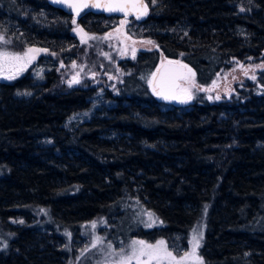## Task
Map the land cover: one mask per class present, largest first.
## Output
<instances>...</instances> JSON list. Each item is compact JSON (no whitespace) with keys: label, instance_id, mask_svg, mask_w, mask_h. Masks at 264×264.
<instances>
[{"label":"trees","instance_id":"1","mask_svg":"<svg viewBox=\"0 0 264 264\" xmlns=\"http://www.w3.org/2000/svg\"><path fill=\"white\" fill-rule=\"evenodd\" d=\"M146 2L143 19L124 21L154 46L119 61L115 87L99 91L59 89L58 67L83 49L76 31L103 33L118 17L0 0L5 48L40 49L43 68L39 80H0V264H68L93 222L114 241L162 237L174 252L202 222L204 264H264V67L213 86L237 63L264 61V0ZM163 58L207 90L186 104L154 95Z\"/></svg>","mask_w":264,"mask_h":264},{"label":"rangeland","instance_id":"2","mask_svg":"<svg viewBox=\"0 0 264 264\" xmlns=\"http://www.w3.org/2000/svg\"><path fill=\"white\" fill-rule=\"evenodd\" d=\"M117 17V16H116ZM115 25L109 30L103 33H91L84 30L76 31V35L80 39V43L83 47L80 55L77 56L72 62L68 64H59V81L57 87L59 89H70L72 87H86V86H96L99 91L111 90L115 87L118 82L122 70L119 66V61L126 59H131L133 57V49L135 53L140 50H145L152 48L154 43H148L150 40L142 38V35L133 37L129 31L135 27V24H129L120 17L115 19ZM0 37H3L0 34ZM29 49H23L21 52L12 53L8 48H5L4 37L0 40V52H8L10 54H20L28 52ZM34 59L30 62L21 61H11L9 68L0 74V80H10L5 79V75L14 74L15 77L26 72L39 80L43 68L38 65V53H32ZM163 58L161 61H164ZM264 67L263 60H248L245 63H237L231 69L227 70L226 73L222 74L215 80L213 86L219 91L227 88L224 84L225 81L237 80L242 76L249 79H253L255 73ZM19 69V70H17ZM155 71V70H154ZM154 73V72H153ZM152 73V74H153ZM73 77L79 80V83L72 82ZM152 75L149 79H151ZM70 82L71 85H70ZM230 84V85H231ZM197 91V88H193V94ZM229 91H227L228 93ZM91 110H84L72 114L66 121L67 123L80 122L89 116ZM154 221V223L152 222ZM152 223V225L160 224L159 220H148L147 225ZM93 223L87 227L90 234L87 240H79L78 237L74 238V248L76 252L71 258H69L68 264H118L122 255L130 253L131 249L129 245L132 241L143 240L149 244H156L158 241H164L165 246L169 251L173 253L174 256L179 259L184 256V254L192 252V236L193 229L197 232L202 233L201 245L197 249V257L199 261L193 257L185 261V264H204L203 257L200 253V248L203 243L204 236V224L202 222L197 223L188 233L187 244L184 247L177 246V252H174L169 248L166 240L162 237H157L149 239L147 237H131L126 241L116 240L107 238L106 235L99 234L97 225L93 228ZM99 238V239H97ZM70 241H67V244ZM78 243L80 248L78 247ZM95 245V247H93ZM111 245V247H109ZM4 245L0 241V249H3ZM134 264V262H133Z\"/></svg>","mask_w":264,"mask_h":264},{"label":"snow or ice","instance_id":"3","mask_svg":"<svg viewBox=\"0 0 264 264\" xmlns=\"http://www.w3.org/2000/svg\"><path fill=\"white\" fill-rule=\"evenodd\" d=\"M63 2L66 3L70 9L76 11L77 15L81 9L87 7H102L104 10L110 12H123L125 16L128 15L130 10H133L136 12L137 19H140L142 15L147 14V5L144 4L143 0H107V2L102 5L95 2L89 3V0H63ZM2 39L3 37H0V40ZM148 43L152 42L149 41ZM39 51L41 50L29 49L28 52L23 55L0 52V74H3V72L9 68L11 61L30 62L31 59H34L32 53ZM134 56L135 49H133V58ZM167 63L168 65H176V67H167L162 64V67L157 70V73L152 74V78L148 80V84L152 88L154 95L163 99H172L178 100L181 103H187L193 99V88L199 89V86L195 81L196 74L188 67V65L181 64L179 61H168ZM4 78L14 79L15 75H5ZM72 82L79 83V80L76 77H73ZM72 82H70V85ZM199 90L206 91L207 89ZM209 99H211V97H209ZM217 99H219V97H217ZM147 215L149 216V219L152 220L153 214L148 213ZM152 222L154 223V221ZM92 226L93 228L95 227V222H93ZM148 226L151 227L152 223H149ZM201 240L202 233L193 229L191 240L192 252H186L184 256L179 259L168 250L164 241H158L156 244H149L143 240L132 241L129 245L131 249L130 253L122 255L118 264H133V262L134 264H185V261L193 257L199 261L200 258L197 257V249L201 245ZM93 247H95V245H93ZM109 247H111V245H109Z\"/></svg>","mask_w":264,"mask_h":264},{"label":"water","instance_id":"4","mask_svg":"<svg viewBox=\"0 0 264 264\" xmlns=\"http://www.w3.org/2000/svg\"><path fill=\"white\" fill-rule=\"evenodd\" d=\"M48 2H49V4L51 6L60 9L61 11H63L64 13L70 15L71 17H73L75 19L81 18L87 13H93V14H103L105 16H117V17H120L123 20L134 18L135 20L139 21V20L143 19L147 15V14L146 15H142L140 19H137L136 18V12L133 11V10H130L128 15L125 16V14L123 12H110V11L104 10L102 7L101 8H94V7L83 8V9L80 10L79 14L77 15L76 11H74L73 9H70L67 6V4L63 2V0H48ZM92 2L99 3V4L102 5V4L106 3L107 0H89V3H92ZM143 2H144V4L147 5V13H148V11H149L148 3L146 2V0H143ZM168 61H175V60H167V59H165L164 61H161L157 65L154 73H157V70L162 67V64L164 66H167V67H176V65H168V63H167ZM180 63L184 64L183 62H180ZM159 98H161V97H159ZM161 99H163V98H161ZM164 100L175 102V103H181L178 100H172V99H164ZM182 104H186V103H182Z\"/></svg>","mask_w":264,"mask_h":264}]
</instances>
